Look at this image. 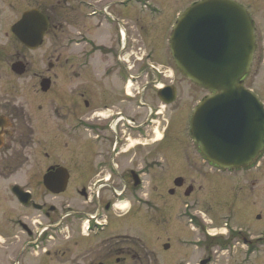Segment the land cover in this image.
I'll return each mask as SVG.
<instances>
[{
    "label": "flooded vegetation",
    "instance_id": "1",
    "mask_svg": "<svg viewBox=\"0 0 264 264\" xmlns=\"http://www.w3.org/2000/svg\"><path fill=\"white\" fill-rule=\"evenodd\" d=\"M198 1L0 0V264H215L240 254L264 264V227L235 224L237 206L224 207L235 191L213 184L234 171L212 164L191 137L193 111L210 92L176 66L169 36ZM230 1L254 34L241 83L264 107V0ZM32 10L47 19L38 47L12 30ZM178 82L198 91L190 119L177 103ZM185 120L174 186L152 185V164L164 167L172 128ZM263 160L264 151L249 167Z\"/></svg>",
    "mask_w": 264,
    "mask_h": 264
},
{
    "label": "water",
    "instance_id": "2",
    "mask_svg": "<svg viewBox=\"0 0 264 264\" xmlns=\"http://www.w3.org/2000/svg\"><path fill=\"white\" fill-rule=\"evenodd\" d=\"M46 27L45 16L32 10L12 30L29 46L38 47ZM254 49L246 15L230 0L195 3L181 13L170 36L177 67L188 80L213 93L194 110L191 132L207 159L222 169L244 167L264 149V108L241 83L251 68ZM44 181L50 189L51 175ZM20 192L15 193L20 197Z\"/></svg>",
    "mask_w": 264,
    "mask_h": 264
},
{
    "label": "rangeland",
    "instance_id": "3",
    "mask_svg": "<svg viewBox=\"0 0 264 264\" xmlns=\"http://www.w3.org/2000/svg\"><path fill=\"white\" fill-rule=\"evenodd\" d=\"M185 1H187V0H185ZM46 46H44L40 51H38V53H37L38 57L41 58L45 54ZM178 84H179V82H178ZM176 85H177V82H176ZM178 90H179V92H178L179 98H178L177 103L180 105L181 108H183V110L188 109V113H189V109L195 104L196 98L194 95L198 91H196V89L193 88V86L187 84L186 82L180 83ZM169 116H170L169 114L166 115L167 119H169ZM183 116H185V117L189 116L190 117V113L188 115L187 112H184ZM175 118H176V116H172V120L174 122L176 121ZM180 123H181V125H178V123H176L175 126H173L172 132L169 135V137H170L169 139L172 140L169 143L173 142L175 147H169L168 148V150H167L168 156L164 157V159H165L164 167L159 166V164H154V163L152 164V176H153L152 185L155 183V181L161 180L162 182L158 183V184H162L165 186H174L173 182L170 181L172 179V177L175 175L173 170L170 171L171 170V163H172L171 160H172V157L173 158L175 157L176 150L179 151L180 153H182V151L185 147V146H183V148L181 149L178 147V143H177V139H179V141L182 140V137L184 136V127L187 124L186 120L182 121ZM162 135H163V132H162V129L160 128L157 133L153 134V139L161 138ZM156 158H160V157H156ZM185 163L188 166V163L186 161H185ZM177 169L178 170L176 172V175L183 173L182 175L196 180L197 184H203L204 180L202 181V179H201L202 176H201V178L195 177V174L191 173L189 169H187V171H184V169H182V168H177ZM237 170H239V171L233 170L234 172H232L231 174L230 173L224 174L225 175L224 179H222L220 177L214 178L213 184L216 188L227 189L226 190L227 192L228 191H235L234 195L232 197H230V199L227 200V202L224 204V207H226V208H228L229 206H232V205L235 207L237 206L236 207L237 208L236 216L234 217V223L238 224V225H245V226L247 225V227H250V228L253 227L254 229H256L255 231H257L259 228L264 227V160L262 162L261 167H258L256 164L253 167L248 166V167H245L242 169H237ZM24 175L25 174L20 175L19 179L25 178ZM12 179H14V178H12ZM15 179H17V178H15ZM11 181L12 180H10L9 182H11ZM213 184H212V187H213ZM202 186H204V184ZM241 187H246L247 189L246 188L238 189ZM233 188H237V189L232 190ZM223 194H225V193H223ZM235 198H238V200H235ZM256 198H257V200H256ZM212 203H214V207H215L216 202H212ZM6 207L8 210H11L13 208V206H11L10 203H8V205H6ZM226 208L223 209L221 207V208H218L217 211L221 210L222 211L221 214H224V212L225 213L227 212ZM15 209H16V207H15ZM201 212L206 213L202 209H201ZM257 213L262 214L261 217H263V218L259 219ZM215 215L216 214L213 215L212 211H210V212L206 213L205 217L208 220H216L218 218L220 219V215L219 216H215ZM245 216H247V217H245ZM177 224L178 223H176L173 226H178ZM152 228H154V227H152ZM162 229L168 230V226H166V227L160 226V230H162ZM174 231H179V227L175 228ZM158 232H159V230H157V228H154V230L152 231V234L154 235ZM257 232H253V234H255ZM0 233H2L1 229H0ZM156 236H159V234H156ZM162 236H163V238H160V239L155 238V239L156 240L158 239V241H164L167 239V236H164V235H162ZM152 238L154 239V236ZM0 244H1V241H0ZM190 250H193V249L191 248ZM241 255L242 254H240L239 257H236L233 259L232 258L229 259V258L222 257V256L218 257L217 260L215 261V264H259L260 263V260L258 258L240 257ZM164 256H167L168 259H172V258L174 259L177 257V255H175V253H171V252L165 253ZM1 260H5V258L2 255V248H0V261Z\"/></svg>",
    "mask_w": 264,
    "mask_h": 264
}]
</instances>
